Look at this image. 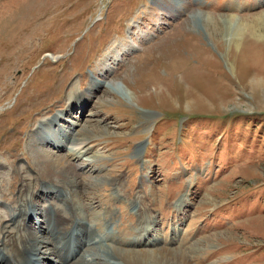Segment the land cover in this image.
<instances>
[{
	"label": "rangeland",
	"instance_id": "obj_1",
	"mask_svg": "<svg viewBox=\"0 0 264 264\" xmlns=\"http://www.w3.org/2000/svg\"><path fill=\"white\" fill-rule=\"evenodd\" d=\"M76 97L89 100L63 114ZM57 113L99 133L84 144L93 154L30 135ZM42 145L70 163L78 211L121 240L112 246L264 264V0H0L4 199L22 182L5 159L18 153L23 176H42Z\"/></svg>",
	"mask_w": 264,
	"mask_h": 264
},
{
	"label": "bare ground",
	"instance_id": "obj_2",
	"mask_svg": "<svg viewBox=\"0 0 264 264\" xmlns=\"http://www.w3.org/2000/svg\"><path fill=\"white\" fill-rule=\"evenodd\" d=\"M85 100L89 99L84 97L82 100L81 97H76L67 109L68 112L65 113H72L73 106L76 104L74 101L81 106ZM37 115L38 113L34 116L40 119L41 115ZM61 119H63L62 115L57 113L50 118L49 122H41L35 129L38 141L44 142L48 136V140L45 141L47 146L55 145L58 150L68 149L66 155L69 154L79 161L93 154V148L84 144L99 133H92L94 129L85 127L77 134L74 129L77 125L75 121L68 127L60 124ZM36 150L42 164L40 170L42 176H23L26 170L24 165H17L18 167L12 165V162L17 160L18 153H13L5 159L11 167V176L13 177L15 172L21 173L22 182L19 185L16 200L4 199L3 195L7 188L2 187V183L0 184V207L7 208V217L2 219L0 215V264H190L183 253L178 250H164L167 253L163 254L158 253L162 250L154 252L145 251L143 250L145 248H142L137 251L133 248L124 249L112 246L111 244L119 243L121 240L114 235L104 234L102 225L98 223L88 224L89 221L84 219L78 211L77 201L78 198L83 199L84 186L80 181L69 179L72 173L69 171L70 163H67V159L59 158L51 150L45 149L43 145L36 147ZM114 184L116 192L123 195V183L116 181ZM42 195L46 196L44 204L36 200ZM58 203L66 208L60 207ZM83 208L85 209V206ZM134 209L139 213L137 200ZM108 212L113 214L111 210ZM34 214L41 219L33 221ZM150 216L152 214H148V218ZM152 219L149 218V226L141 230V234L146 236L145 244L151 246L154 244H151L152 241H147V236L154 230ZM114 222V215L111 219H107L108 225ZM174 230L176 236L178 228L175 227ZM139 240L140 242L130 244H141V238ZM177 241V238H172L171 245L176 244Z\"/></svg>",
	"mask_w": 264,
	"mask_h": 264
},
{
	"label": "trees",
	"instance_id": "obj_3",
	"mask_svg": "<svg viewBox=\"0 0 264 264\" xmlns=\"http://www.w3.org/2000/svg\"><path fill=\"white\" fill-rule=\"evenodd\" d=\"M47 42H48V40L45 41V44H46ZM45 44L42 46V49L44 48ZM47 44H48V43H47ZM47 44H46V45H47Z\"/></svg>",
	"mask_w": 264,
	"mask_h": 264
}]
</instances>
